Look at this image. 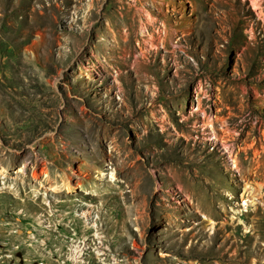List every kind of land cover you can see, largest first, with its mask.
Masks as SVG:
<instances>
[{
    "label": "rangeland",
    "instance_id": "1",
    "mask_svg": "<svg viewBox=\"0 0 264 264\" xmlns=\"http://www.w3.org/2000/svg\"><path fill=\"white\" fill-rule=\"evenodd\" d=\"M0 188V264H264V0H0Z\"/></svg>",
    "mask_w": 264,
    "mask_h": 264
},
{
    "label": "bare ground",
    "instance_id": "2",
    "mask_svg": "<svg viewBox=\"0 0 264 264\" xmlns=\"http://www.w3.org/2000/svg\"><path fill=\"white\" fill-rule=\"evenodd\" d=\"M250 1H251V4H252L253 8L256 9L258 7V2L260 0H250ZM136 167H137V163H133L132 169H136V172H139ZM107 178H109L110 182L113 183V184H116L117 182H120V180H118V177L115 175L114 170H112L110 174H107ZM79 186H82V184L80 183ZM0 190H1V188H0ZM66 191H67L68 194H73V193L76 192V190L74 188L71 189L70 187H68ZM92 194H97V192H93ZM77 253H83V252H81V251L78 252L77 251Z\"/></svg>",
    "mask_w": 264,
    "mask_h": 264
}]
</instances>
